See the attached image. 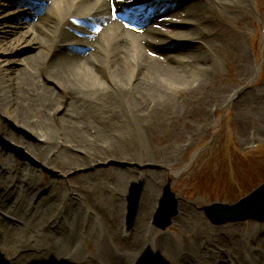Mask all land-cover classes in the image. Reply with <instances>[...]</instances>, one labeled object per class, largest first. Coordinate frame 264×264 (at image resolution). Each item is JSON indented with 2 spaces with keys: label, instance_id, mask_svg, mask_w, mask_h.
I'll return each instance as SVG.
<instances>
[{
  "label": "bare ground",
  "instance_id": "6f19581e",
  "mask_svg": "<svg viewBox=\"0 0 264 264\" xmlns=\"http://www.w3.org/2000/svg\"><path fill=\"white\" fill-rule=\"evenodd\" d=\"M37 1L44 12L25 14L35 22L23 25V34L10 41L6 31L1 35L0 135L66 172L89 167L95 159L105 161L112 152L119 160L131 149L134 137L144 142L148 129L177 113H173L175 95L206 87L211 63L202 52L219 46L216 4L239 9L249 5V0ZM178 2L180 8L173 10ZM5 6L0 0V11ZM140 7L143 12L135 20L138 23L150 12L148 27L131 24ZM10 9V14L26 11L25 7ZM126 10L127 16L122 14ZM2 17L0 13V28L5 24ZM167 43L177 45L167 49ZM26 49L33 54L17 60L19 66L8 79L13 56ZM187 68L203 76L191 79ZM10 127L29 141L9 131ZM5 157L0 153V212L11 222L0 216V253L8 255L0 264H99L95 257L104 264H165L156 256L163 252L170 264H226L229 260L228 264H264L258 252H250L248 261L242 262L237 235L224 229L210 234L199 230L187 236V243L181 239L173 243L167 233L155 241V229L147 236L156 198V186L147 172L137 178L143 191L129 234H124L122 225L123 179L129 176L130 181L132 170L105 172L110 184L101 188L102 200L95 191L85 193V210L97 211L113 225L102 233L92 226L93 217L81 209L71 187L66 191L59 180L51 179L39 184L35 171L6 163ZM101 175L97 171L86 177ZM176 217L187 234L189 228L204 225L200 215L184 214L180 208ZM88 238L96 240L97 251L83 256L80 242ZM113 240L121 250L113 249Z\"/></svg>",
  "mask_w": 264,
  "mask_h": 264
},
{
  "label": "rangeland",
  "instance_id": "374dc122",
  "mask_svg": "<svg viewBox=\"0 0 264 264\" xmlns=\"http://www.w3.org/2000/svg\"><path fill=\"white\" fill-rule=\"evenodd\" d=\"M2 1L8 6L0 11L4 15L1 23H5L0 28V41L4 38L1 36L4 31L8 41L20 36L26 30L23 25L35 22L32 15L44 12V7L37 0ZM192 1L182 0L180 3ZM180 5L178 2L173 10L180 8ZM22 7L31 13H9L13 11L10 8L15 10ZM216 8L220 17L216 19L215 25L220 30L217 38L219 46L202 52L211 63L209 84L188 94L175 95L177 104L173 113H177L165 117L159 127L148 129L149 137L144 142L134 137L129 142L131 149L119 160L112 152V157L105 161L96 162L98 159H95L89 167L78 166L66 172L59 166L53 167V162L48 165L39 160L11 138L0 135V153L6 155L2 160L35 171V182L39 184L44 179H51L59 180L60 186L66 188V191L71 187L79 199L81 209L84 208L93 217L92 226L102 233L111 231L113 225L97 211L91 212L87 207L85 210V193L95 191L102 200L104 191L102 194L99 192L102 187L105 190L110 184V181L105 180L104 173L113 169L132 170L131 180L127 182L129 176L123 179L126 195L123 200L122 225L124 234H129L133 229V226L128 228L126 222L129 188L132 183H140L137 179L140 172H147L156 186L147 236L155 229V241L167 233L173 238V243L179 239L187 243V236L199 230L210 234L214 229H224L237 235V241L242 247V262L248 261L250 252L264 256V224L246 221L215 225L204 212V207L213 203L234 204L264 183V0H249V5L242 9L226 8L218 4ZM131 22L132 25L148 27L151 18L146 13L140 22ZM175 45L177 43H167L165 47L171 49ZM31 54L33 52L26 49L13 56L14 62L7 67L8 79L13 77L14 69L19 66L17 60ZM187 70L191 73V79L203 76L201 72H191L192 68ZM130 123L134 127L133 121ZM8 129L29 141L30 138L20 131L17 132L13 127ZM97 171L104 175L93 179L86 177V174ZM168 179L172 180L171 189L178 199L180 212L200 215L204 221V225L189 228L188 234L177 225L178 217H174L172 225L164 231L152 226L163 186ZM65 190L61 191L62 198ZM0 216L8 219L1 212ZM24 233L21 235L24 236ZM96 244L92 238L80 242L81 255H90L92 250L95 251ZM111 245L115 251L121 250L117 241H111ZM224 245L229 247L225 242ZM156 256L165 264L171 263L169 255L164 252ZM7 257L6 253H0V262ZM95 259L99 264H104L98 258ZM230 261H226V264Z\"/></svg>",
  "mask_w": 264,
  "mask_h": 264
},
{
  "label": "water",
  "instance_id": "95a60500",
  "mask_svg": "<svg viewBox=\"0 0 264 264\" xmlns=\"http://www.w3.org/2000/svg\"><path fill=\"white\" fill-rule=\"evenodd\" d=\"M171 182L164 188V193L159 201L153 224L160 230H166L173 218L178 214V199L170 188ZM143 184H133L128 197V225L134 222L139 206ZM206 216L216 225L227 223L245 222L249 220L264 223V184L241 199L239 202L228 205L214 203L205 207Z\"/></svg>",
  "mask_w": 264,
  "mask_h": 264
},
{
  "label": "snow or ice",
  "instance_id": "6c2138e0",
  "mask_svg": "<svg viewBox=\"0 0 264 264\" xmlns=\"http://www.w3.org/2000/svg\"><path fill=\"white\" fill-rule=\"evenodd\" d=\"M118 14V9L115 7V5H114V9H113V15L115 16V15H117Z\"/></svg>",
  "mask_w": 264,
  "mask_h": 264
}]
</instances>
